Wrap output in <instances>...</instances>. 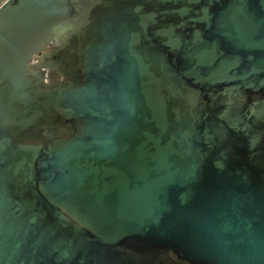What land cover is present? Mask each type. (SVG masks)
Masks as SVG:
<instances>
[{
    "label": "water",
    "instance_id": "obj_1",
    "mask_svg": "<svg viewBox=\"0 0 264 264\" xmlns=\"http://www.w3.org/2000/svg\"><path fill=\"white\" fill-rule=\"evenodd\" d=\"M0 264H264V0H0Z\"/></svg>",
    "mask_w": 264,
    "mask_h": 264
}]
</instances>
